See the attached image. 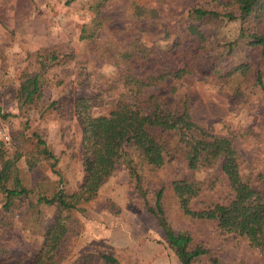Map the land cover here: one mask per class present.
Wrapping results in <instances>:
<instances>
[{
	"label": "trees",
	"instance_id": "trees-1",
	"mask_svg": "<svg viewBox=\"0 0 264 264\" xmlns=\"http://www.w3.org/2000/svg\"><path fill=\"white\" fill-rule=\"evenodd\" d=\"M71 1L74 0L67 3ZM108 1L91 0L88 10L99 14ZM130 4L137 26L133 28L135 34L143 26L149 32H163L165 39L176 35L168 48L172 64L161 67L163 61L157 59L154 50L147 49L138 34L129 39L114 37L115 43L109 44L112 49L107 47L109 56L115 62L132 60L138 67H126L118 79L123 87H134V99L94 116L91 109L100 94L82 93L75 98L74 114L82 127V177L73 191L58 187L48 195L44 189L34 191L26 186L17 164L21 153L16 151L13 157H6L5 143L0 141V192L6 195L0 228L12 231L17 216L38 221L40 204L55 208L36 253L13 255L0 247V264H61L67 240L82 226L77 212H84L82 205L95 198L102 184L120 169L127 177L128 198L139 202L153 217L163 230L168 247L183 264L205 257L214 263L218 259L189 230L174 227L179 218L214 223L220 234L244 237L264 257V173L253 181L241 170L242 157L233 139L205 130L193 121L185 82L190 76L211 78L224 88H235L250 98L257 95L264 101V0H193L179 25L162 23L158 31L153 29L158 19L156 8L136 0ZM224 21L238 22L237 37L216 36ZM103 29L102 20L85 24L79 38L95 44ZM253 51L259 53L254 60ZM32 54L35 66L19 75L15 97L21 110L19 116L26 120L34 109L43 112L58 106L59 99L41 101L49 84L48 74L75 58L72 49L56 47L40 48ZM82 76L81 80L85 73ZM62 83L63 79L57 80L58 85ZM150 87L154 91L146 92ZM31 136L35 144L26 160L28 168L45 160L59 175L55 169L57 156L37 132ZM174 161L182 162L183 172L168 184H154L155 172ZM62 180L61 177L59 181ZM71 264L122 263L113 251H86Z\"/></svg>",
	"mask_w": 264,
	"mask_h": 264
},
{
	"label": "rangeland",
	"instance_id": "rangeland-1",
	"mask_svg": "<svg viewBox=\"0 0 264 264\" xmlns=\"http://www.w3.org/2000/svg\"><path fill=\"white\" fill-rule=\"evenodd\" d=\"M90 1L0 0V126L11 133V141L3 144V150L6 157H13L16 151L21 153L17 164L24 184L34 188V191L44 189L48 195L58 187L73 191L81 181L82 127L74 114L75 98L82 93L100 94L91 109L94 116L105 114L134 99V87H123L118 79L126 67L133 70H138V67L132 60L113 61L108 51L112 49L109 44L116 41L114 37L118 35V40L123 37L129 39L138 34L147 49L154 50L157 59L163 61L161 67L172 64L168 48L176 35L165 39L163 32H149L143 26L135 34L132 0H110L99 14L88 10ZM136 1L156 8L158 19L153 29L157 28V31L162 23L179 25L182 16L193 4V0L170 3ZM99 20L103 21L104 29L95 44L79 38L83 25ZM238 31V22L224 21L216 36L235 38ZM48 47L72 49L75 58L55 67L48 74L49 84L43 90L41 101L59 99L58 106L43 112L34 109L28 113L26 120L24 116H19L21 110L15 98L19 75L26 69L34 68V51ZM251 56L254 60L259 53L253 51ZM82 73L86 77L83 80ZM58 79H63V83L58 85ZM185 82L193 121L212 133L230 136L242 157L241 170L249 174L253 181L257 179L260 173H264V101L257 95L250 98L235 88H224L223 84L211 78L190 76ZM145 90L151 92L154 88ZM34 132L57 156L55 169L59 175L45 160L28 168L26 160L34 148L35 138L31 136ZM183 168L182 162L174 161L156 171L152 180L156 185L168 184L183 172ZM61 177L63 180L59 181ZM221 188L224 189L223 185ZM128 192L127 177L120 169L102 184L95 198L82 205L84 212H77L82 223L80 232L67 240L61 264H71L86 251H113L122 264H183L180 256L168 247L163 230L139 202L128 198ZM5 200L6 195L0 192V216ZM112 203L116 205L112 206ZM38 207L41 211L38 221H32L30 213H27L29 219L26 216L15 218L12 231L0 228V247L7 248L13 255L36 253L43 241L46 223L55 213L52 206L40 204ZM116 224L126 228L130 237L135 239V246L113 248L108 245L109 229ZM174 227L189 230L197 241L204 242L211 249L212 257L218 259L214 263L205 257L193 264H264L263 255L250 247L247 239L235 234H220L214 223L179 218L175 220Z\"/></svg>",
	"mask_w": 264,
	"mask_h": 264
},
{
	"label": "crops",
	"instance_id": "crops-1",
	"mask_svg": "<svg viewBox=\"0 0 264 264\" xmlns=\"http://www.w3.org/2000/svg\"><path fill=\"white\" fill-rule=\"evenodd\" d=\"M123 225H114L109 229L108 234V245L113 248H124L127 246H135V239L131 238L128 234L126 228H123ZM144 243V242H143ZM144 246V245H143ZM150 246V245H149Z\"/></svg>",
	"mask_w": 264,
	"mask_h": 264
},
{
	"label": "built area",
	"instance_id": "built-area-1",
	"mask_svg": "<svg viewBox=\"0 0 264 264\" xmlns=\"http://www.w3.org/2000/svg\"><path fill=\"white\" fill-rule=\"evenodd\" d=\"M0 141H2L5 144L10 143L11 141L10 133L8 129L4 126H0Z\"/></svg>",
	"mask_w": 264,
	"mask_h": 264
}]
</instances>
